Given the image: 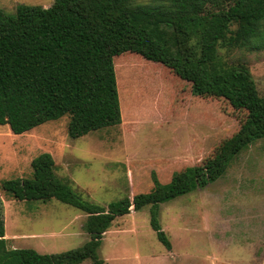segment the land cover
<instances>
[{
	"label": "trees",
	"instance_id": "1",
	"mask_svg": "<svg viewBox=\"0 0 264 264\" xmlns=\"http://www.w3.org/2000/svg\"><path fill=\"white\" fill-rule=\"evenodd\" d=\"M221 48L231 55L223 58ZM260 51L264 0H54L48 7L18 4L12 15L0 10V125L15 134L63 116L74 139L120 124L116 60L125 52L167 66L191 83L194 95L224 98L245 113L239 129L201 164L175 170L167 182L154 172L148 191L107 206L63 181L50 152L36 156L30 177L2 179L0 188L19 201L72 205L87 215L89 239L55 253L10 247L0 196V264H107L99 256L105 233L118 216L148 205L152 228L171 249L160 204L217 179L234 154L264 136V95L245 55Z\"/></svg>",
	"mask_w": 264,
	"mask_h": 264
},
{
	"label": "rangeland",
	"instance_id": "2",
	"mask_svg": "<svg viewBox=\"0 0 264 264\" xmlns=\"http://www.w3.org/2000/svg\"><path fill=\"white\" fill-rule=\"evenodd\" d=\"M53 1L0 0V10L12 15L18 4L48 7ZM245 55L264 95V52ZM116 66L120 124L76 139L68 135V116L21 134L0 125V180L30 177L33 158L50 152L63 181L84 199L107 206L148 191L154 172L167 182L175 170L201 164L239 129L243 111L224 98L194 95L191 83L167 66L131 52L117 56ZM0 196L10 247L55 253L89 239L87 215L72 205L19 201L1 188ZM150 209L115 219L99 248L107 264H264V136L234 154L217 179L160 204L159 222L171 249L152 228Z\"/></svg>",
	"mask_w": 264,
	"mask_h": 264
},
{
	"label": "crops",
	"instance_id": "3",
	"mask_svg": "<svg viewBox=\"0 0 264 264\" xmlns=\"http://www.w3.org/2000/svg\"><path fill=\"white\" fill-rule=\"evenodd\" d=\"M6 237H8L7 233H6ZM8 239H10V238H8Z\"/></svg>",
	"mask_w": 264,
	"mask_h": 264
}]
</instances>
